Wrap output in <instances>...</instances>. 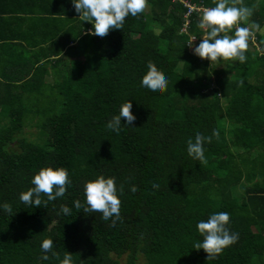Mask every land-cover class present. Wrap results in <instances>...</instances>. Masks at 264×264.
Listing matches in <instances>:
<instances>
[{"label": "trees", "instance_id": "trees-1", "mask_svg": "<svg viewBox=\"0 0 264 264\" xmlns=\"http://www.w3.org/2000/svg\"><path fill=\"white\" fill-rule=\"evenodd\" d=\"M184 1L201 10L148 0L147 11L129 15L122 30L104 38L85 33L94 27L83 21L77 29L85 34L68 50L63 71L43 63L33 77L15 79L13 58L0 62V204L13 210L0 208V264H60L65 252L73 264H264V31L246 62L211 68L188 44L204 35L202 9L216 5ZM259 2L250 21L264 29ZM56 11L79 17L73 0H59ZM149 61L166 76L165 92L141 85ZM185 68L191 76L182 75ZM129 100L136 120L131 127L122 120L117 135L107 124ZM24 129L41 133L34 141L18 137ZM214 130L219 139L204 144L206 163L190 157L188 139ZM46 167L66 168L71 186L47 208L25 205L20 194ZM101 175L116 180L122 220L115 226L74 205L87 206L84 185ZM218 212L229 214L239 239L209 261L194 248L203 241L197 224ZM45 239L53 240L59 260L51 253L41 258Z\"/></svg>", "mask_w": 264, "mask_h": 264}, {"label": "clouds", "instance_id": "clouds-1", "mask_svg": "<svg viewBox=\"0 0 264 264\" xmlns=\"http://www.w3.org/2000/svg\"><path fill=\"white\" fill-rule=\"evenodd\" d=\"M213 2L215 7L202 9L203 13L198 27L203 30L204 35L201 37L199 45H194L193 42L197 38L191 37L188 47L192 48L194 54L199 58L209 60L211 68L214 63L224 61L246 62L250 41L254 43L256 33L264 31L259 23L250 22L256 5L244 6V0H213ZM73 5L81 21L93 24L94 31H89V34L101 38L107 37L112 30H122L126 17L131 15L138 18L149 7L148 0H73ZM237 5L240 6L237 7ZM195 9L198 11L197 7ZM241 23L248 26L241 27ZM232 66L235 67V63ZM147 68L148 71L143 77L141 85L152 92H165L168 81L164 73L159 71L151 61L148 62ZM243 83L241 80V86ZM132 108L133 104L130 100L122 104L119 114L113 116L108 122L107 129L119 135L122 120L127 122L124 124L125 127H131L136 120V116L131 111ZM213 136L218 140L219 132L214 130L212 136L207 137L197 133L194 141L189 138L187 141L188 155L194 160L206 163L204 144L206 142L210 144ZM71 183L66 168H42L31 180L33 187L22 192L19 199L30 207L39 208L43 204L44 208H47L50 201L65 196ZM153 187H158V185L154 184ZM131 191L134 193L137 189L132 187ZM117 192L115 178L106 179L101 175L84 185L87 206L82 205L80 200H76L74 201L75 208L77 210L83 208L85 213H101L104 221L111 219L112 226H115L118 221L122 220L121 200ZM120 193H123V186L120 188ZM0 208L5 213L12 214L10 203L0 204ZM60 209L65 215L71 214V210L66 205H61ZM229 222L230 216L227 212L214 213L206 221L198 222L197 229L203 237V241L196 242L194 248L197 251L202 249L206 252L209 261L217 259L226 248L238 241L239 234L230 231ZM53 248V240L45 239L41 244V250L44 253L41 258L48 260L50 258L48 253H51L59 260V254L53 251ZM60 264H73V255L65 252Z\"/></svg>", "mask_w": 264, "mask_h": 264}, {"label": "crops", "instance_id": "crops-1", "mask_svg": "<svg viewBox=\"0 0 264 264\" xmlns=\"http://www.w3.org/2000/svg\"><path fill=\"white\" fill-rule=\"evenodd\" d=\"M58 1L0 0V62L13 58L12 70L17 76L12 72L11 77L18 79L21 73L22 78L33 77L43 63L63 71L69 61L68 50L76 48L79 38L89 33L77 29L83 21L72 12L56 11ZM18 69L21 72L17 73ZM48 70L43 74L47 82L51 78Z\"/></svg>", "mask_w": 264, "mask_h": 264}, {"label": "rangeland", "instance_id": "rangeland-1", "mask_svg": "<svg viewBox=\"0 0 264 264\" xmlns=\"http://www.w3.org/2000/svg\"><path fill=\"white\" fill-rule=\"evenodd\" d=\"M255 5H256V8L258 9L259 8V6H260V2H259V0L257 1V2H255ZM197 10H199L198 8H197ZM146 11H147V9H146ZM250 22H252V21H250ZM248 25H246V27H247ZM145 33H149V31H150V26L148 25L147 26V28L145 29ZM203 36V35H202ZM201 36V37H202ZM134 37L136 38V37H138V35H134ZM201 37H199V38H197L196 39V41H194L193 42V44L194 45H199V43H200V40H201ZM251 42V41H250ZM251 46L253 47V48H255L257 51H258V49H259V45H258V43L256 42V38H255V42L253 43V42H251ZM191 49L192 48H190L189 47V50L191 51ZM192 52H193V49H192ZM194 53V52H193ZM201 59V58H200ZM230 63L232 64V63H234V62H232V61H230ZM177 71H181V66H178V68H177ZM182 73V75L183 76H185V77H189V76H191V70L190 69H188V68H185L184 69V71H182L181 72ZM49 81V80H48ZM263 90H264V83H263ZM66 109H68L67 107H66ZM3 124H4V122H3ZM41 133V131L40 130H37V129H24L20 134H17V136L18 137H21V136H23L24 138H26V139H29V140H32V141H34V140H36L37 138H38V135ZM14 145H12V147H13ZM6 148H9V146H7ZM122 263H125V261H126V259L125 258H122L121 260H120Z\"/></svg>", "mask_w": 264, "mask_h": 264}, {"label": "built area", "instance_id": "built-area-1", "mask_svg": "<svg viewBox=\"0 0 264 264\" xmlns=\"http://www.w3.org/2000/svg\"><path fill=\"white\" fill-rule=\"evenodd\" d=\"M172 1H174V2H176V1L180 2V3L183 4L186 8H188V10H189L190 12L196 10L194 6H191L189 3H187V2L184 1V0H172ZM183 31H185V27H183Z\"/></svg>", "mask_w": 264, "mask_h": 264}, {"label": "water", "instance_id": "water-1", "mask_svg": "<svg viewBox=\"0 0 264 264\" xmlns=\"http://www.w3.org/2000/svg\"><path fill=\"white\" fill-rule=\"evenodd\" d=\"M254 49L250 46V51H253Z\"/></svg>", "mask_w": 264, "mask_h": 264}]
</instances>
